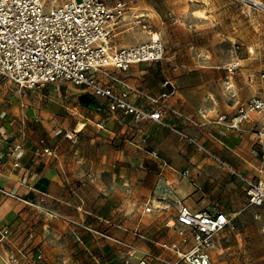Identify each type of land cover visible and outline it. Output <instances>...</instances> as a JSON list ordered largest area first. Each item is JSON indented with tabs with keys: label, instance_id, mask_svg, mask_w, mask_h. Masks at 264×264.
<instances>
[{
	"label": "crops",
	"instance_id": "0c3cea01",
	"mask_svg": "<svg viewBox=\"0 0 264 264\" xmlns=\"http://www.w3.org/2000/svg\"><path fill=\"white\" fill-rule=\"evenodd\" d=\"M207 69L134 65L127 72L111 71L158 99L165 110L164 126L112 114L104 99L85 88L49 87L54 93L46 96L0 81V221L13 233L9 248L0 244V254L11 249L31 260L38 250L45 264H122L121 248L110 238L131 243L140 252L171 256L157 244L177 240L166 225L174 223L175 201L194 212L217 203L228 216L239 215L247 201L242 183L183 136L197 139L232 170L264 177L253 125L230 130L213 122L218 115L233 114L237 104L251 97L245 85L252 80H236L234 97L222 98L206 87ZM257 84L258 93L264 94L259 77ZM83 95L81 114L78 98ZM132 99L147 107L143 96ZM40 140L52 155L39 153ZM15 144H20V152H13ZM184 170L197 187L179 175ZM165 184L169 198L161 200L159 188ZM150 202L154 210L144 214ZM133 230L144 239L134 237Z\"/></svg>",
	"mask_w": 264,
	"mask_h": 264
},
{
	"label": "built area",
	"instance_id": "2783aa9c",
	"mask_svg": "<svg viewBox=\"0 0 264 264\" xmlns=\"http://www.w3.org/2000/svg\"><path fill=\"white\" fill-rule=\"evenodd\" d=\"M124 12L123 0H113L112 6L103 0H67L62 4H56V0H0V80H7L22 90H38L45 86L59 90L65 84L82 87L93 97L104 99L112 114L130 116L135 123L146 120L164 126L165 110L158 99L146 96L111 72H127L134 65L159 63L167 53L165 44L154 35L146 42L115 48L113 31L125 19ZM133 27L145 29L147 26L143 19L133 18ZM240 68L239 59H233L225 66L223 85L230 98L234 97L233 82ZM100 76L108 78V81L102 82ZM258 77L264 83V70ZM132 95L146 98L147 107L135 104ZM213 122L235 130L244 123L252 124L262 162L260 169L264 170V94L253 95L245 103L237 104L233 114L218 115ZM65 137L73 139L70 133H65ZM183 137L188 145L207 155L212 162L227 168L242 183L247 198L246 207H264V177L250 178L238 173L197 139ZM39 144L40 154L52 155L53 151L44 146V140H40ZM21 150L20 144L13 145V152ZM76 163L82 162L78 159ZM15 166L18 167V163ZM179 175L197 187L189 170L179 172ZM159 190L161 200L169 198L167 184ZM175 204L174 223L166 225L176 234L177 240L157 244L171 256L140 252L131 243L110 238L121 248L119 261L122 264H215L213 251L216 241L224 232L235 230L234 217L225 214L217 203L197 212L181 201H175ZM153 210L150 202L143 208V213L150 214ZM131 233L144 239L137 230ZM12 235L10 226L0 221V244L9 248ZM24 257L21 259L11 249L0 254L4 264H45V257L38 250H34L31 260ZM59 262L63 264L61 260Z\"/></svg>",
	"mask_w": 264,
	"mask_h": 264
},
{
	"label": "rangeland",
	"instance_id": "374dc122",
	"mask_svg": "<svg viewBox=\"0 0 264 264\" xmlns=\"http://www.w3.org/2000/svg\"><path fill=\"white\" fill-rule=\"evenodd\" d=\"M66 1L56 0V4ZM103 1L109 6L113 4V0ZM123 1L125 19L113 31L112 41L116 46L137 45L156 35L167 51L162 64L135 65L137 68H155V65L156 68H209L206 87L224 98L225 66L239 59L241 68L234 85L236 80L248 78L252 84L245 85L247 96L259 92L257 77L264 70V0ZM133 18L143 19L147 27L131 29ZM199 76L194 72L195 80ZM49 87L53 86L31 91L48 96L54 93ZM78 104L79 113H84V95L78 98ZM234 223L235 230L224 232L216 241L215 264H264V207H246L234 218Z\"/></svg>",
	"mask_w": 264,
	"mask_h": 264
},
{
	"label": "bare ground",
	"instance_id": "6f19581e",
	"mask_svg": "<svg viewBox=\"0 0 264 264\" xmlns=\"http://www.w3.org/2000/svg\"><path fill=\"white\" fill-rule=\"evenodd\" d=\"M157 36L156 35H154V38H156Z\"/></svg>",
	"mask_w": 264,
	"mask_h": 264
}]
</instances>
